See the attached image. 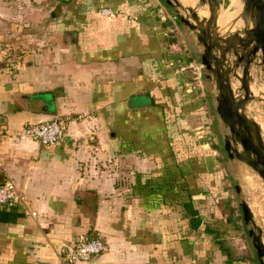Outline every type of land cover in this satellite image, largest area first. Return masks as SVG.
<instances>
[{"label":"crops","instance_id":"1","mask_svg":"<svg viewBox=\"0 0 264 264\" xmlns=\"http://www.w3.org/2000/svg\"><path fill=\"white\" fill-rule=\"evenodd\" d=\"M161 4L0 0V185L21 193L0 208V264H59L81 238L106 250L78 264L259 263L239 243L221 182L215 145L229 132L203 48L196 37V55L167 42L174 25ZM261 66L258 57L249 69L257 101ZM56 117L66 122L58 144L14 140L24 125Z\"/></svg>","mask_w":264,"mask_h":264},{"label":"water","instance_id":"2","mask_svg":"<svg viewBox=\"0 0 264 264\" xmlns=\"http://www.w3.org/2000/svg\"><path fill=\"white\" fill-rule=\"evenodd\" d=\"M240 17L251 23L244 29L225 37L218 34L216 12L222 3L228 10L226 0H198L197 9L207 7V17L200 19L199 26L192 24L189 18L178 16L179 21L195 32L197 43L203 48L200 65L207 72L208 79H214L218 94L216 113L229 136L224 140L223 148L229 159H237L253 169L264 181V143L258 125L244 113L245 107L255 100L249 87V69L255 59L260 57L264 66V0H241ZM171 6V2L166 0ZM184 5V4H182ZM189 14L192 8L187 7ZM212 29H216L213 33ZM75 36V35H74ZM241 68V77L237 70ZM238 82L242 95H236L232 86ZM242 220L245 226L252 224V214L244 202L240 203ZM259 264H264V243L261 230L247 231Z\"/></svg>","mask_w":264,"mask_h":264},{"label":"rangeland","instance_id":"3","mask_svg":"<svg viewBox=\"0 0 264 264\" xmlns=\"http://www.w3.org/2000/svg\"><path fill=\"white\" fill-rule=\"evenodd\" d=\"M172 4L169 7H164L163 4H161V8L163 9V15L166 17L169 21L173 22V32L170 33L176 39L177 41H182L183 45L189 47L190 51L196 55L195 48L193 46V41L195 37V32L189 30L184 24H182L179 21L178 16H183L185 18H189L190 22L196 26H199L200 19L198 18L197 21H193L191 14L188 13L187 7L181 4L180 0H169ZM194 6L191 7L192 11L194 12H202L204 15V12H207V7L205 10V7H200L198 10V0L193 4ZM242 5V3H241ZM225 6L221 3L218 7V10L223 11ZM197 12V13H198ZM223 21H227V17L225 15H222ZM240 24H243L241 22ZM217 26L218 34H220L222 37H225L227 35H230L232 33L238 32L239 34L243 35L245 25L243 27H238L234 30H227L226 32L220 33V28ZM228 26V24L226 25ZM225 26V27H226ZM231 27V26H230ZM233 27V26H232ZM216 29H212V32L214 33ZM226 30V29H225ZM260 58V57H259ZM262 65V64H261ZM262 69H264V66H261ZM241 72V71H240ZM258 73L255 71L253 73V77H256ZM241 77V73L239 75ZM264 76V75H263ZM259 83H256V85H253V92L257 93L258 90L261 93H264V90L262 89L263 86L259 84H264V77L259 78ZM239 83L235 82L232 86L233 90L235 91L236 95L241 96L243 93L239 90ZM257 91V92H256ZM257 94L254 95L256 97ZM261 100L257 101L256 98L254 101L255 108L252 109L247 108V115L258 125L261 133V137L264 143V94L262 95ZM253 101V102H254ZM245 110V109H244ZM216 130V129H215ZM225 136L224 137H218V141L216 142L215 148L217 149L218 154V160H219V169L223 174V178L221 182L224 183L225 187L227 188V200L230 204V212L232 213V216L234 218L235 224L233 226H237L239 228V232L241 234V242L239 243L245 244L248 249L252 252H254L251 238L248 236L247 231L249 229H253L256 232V228H259L261 230V236L262 241L264 243V181L259 177V175L251 169L249 166L245 165V163L237 160V159H229L224 151L223 144H224ZM244 202L249 207L251 214H252V220L253 223L249 224L247 226L244 225L242 216H241V210H240V203ZM234 229V228H233Z\"/></svg>","mask_w":264,"mask_h":264},{"label":"built area","instance_id":"4","mask_svg":"<svg viewBox=\"0 0 264 264\" xmlns=\"http://www.w3.org/2000/svg\"><path fill=\"white\" fill-rule=\"evenodd\" d=\"M103 15H112L109 9L101 11ZM66 135V122L56 117L50 121L24 125L19 129L14 140L29 139L39 143L42 147H51L61 142ZM21 200V193L11 181L0 185V208L12 207ZM106 244L99 238H81L74 247L63 250L59 257V264H78L102 254Z\"/></svg>","mask_w":264,"mask_h":264},{"label":"bare ground","instance_id":"5","mask_svg":"<svg viewBox=\"0 0 264 264\" xmlns=\"http://www.w3.org/2000/svg\"><path fill=\"white\" fill-rule=\"evenodd\" d=\"M226 1L229 4L228 10L227 11L217 10V12H216V22L220 28V33H223V32H226L227 30H229V29L225 30V26L227 24L235 25V24L243 22V24L245 25V28L251 27V23L249 21H246L240 17V13H241V9H242L241 0H226ZM222 15H225L228 20L223 21ZM191 17H192L194 22L197 21L198 18H200L198 13L195 11L194 12L192 11ZM204 17H205V14L203 15L202 18H204ZM206 17H207V13H206ZM232 28L233 27H231L230 29H232ZM237 28H238V26H237Z\"/></svg>","mask_w":264,"mask_h":264},{"label":"trees","instance_id":"6","mask_svg":"<svg viewBox=\"0 0 264 264\" xmlns=\"http://www.w3.org/2000/svg\"><path fill=\"white\" fill-rule=\"evenodd\" d=\"M161 3L165 6H170V5H167L166 4V0H161ZM165 28V27H164ZM167 42L169 43H172L175 41L174 37L170 34H167ZM200 169H203L202 167ZM217 178H221L222 174H216ZM182 177V175H181ZM185 193L181 196L182 199H184V203H183V207L184 209H186L188 206H186L188 204V201H190V198H191V193L187 190V191H184ZM216 198H218V195L216 196ZM193 213V211L191 212ZM195 214H198L197 211H194ZM204 228L206 231H209L211 234H213V236L215 237L216 239V244L221 247L222 246V243L218 240V236L217 234L215 233L214 229H212V227H210V224L208 225V223H204ZM256 257V256H255ZM259 264V263H258Z\"/></svg>","mask_w":264,"mask_h":264}]
</instances>
